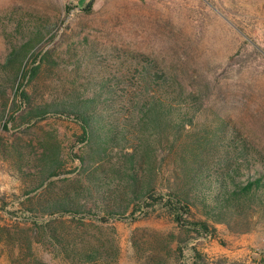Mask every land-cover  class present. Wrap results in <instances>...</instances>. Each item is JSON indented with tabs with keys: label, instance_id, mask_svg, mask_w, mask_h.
<instances>
[{
	"label": "trees",
	"instance_id": "obj_1",
	"mask_svg": "<svg viewBox=\"0 0 264 264\" xmlns=\"http://www.w3.org/2000/svg\"><path fill=\"white\" fill-rule=\"evenodd\" d=\"M8 22V53L0 59V157L29 188L25 215L15 222L33 227L35 237L0 221L4 262L119 264L116 224L136 223L158 205L185 234L133 241L137 264H170L190 241L213 236L215 226L232 235L264 228V150L230 120L205 116L202 92L142 53L129 52L127 65L113 69L101 49L81 56L69 47L67 61L57 47L46 49L55 26L38 14L15 12ZM61 66H73L76 75L92 68L83 83L57 85ZM53 117L80 129L82 150L72 172L52 132L29 142L3 135ZM40 247L60 263L40 256Z\"/></svg>",
	"mask_w": 264,
	"mask_h": 264
},
{
	"label": "rangeland",
	"instance_id": "obj_2",
	"mask_svg": "<svg viewBox=\"0 0 264 264\" xmlns=\"http://www.w3.org/2000/svg\"><path fill=\"white\" fill-rule=\"evenodd\" d=\"M15 12L49 20L56 37L46 49L57 47L67 61L69 47L81 56L97 47L113 69L127 65L129 52L158 60L179 75L188 89L202 92L205 116L230 120L256 148L264 150V0H0L1 60L8 53L3 26L10 29L8 18ZM118 55L119 61L115 60ZM122 61L127 63L121 66ZM91 68L84 66L76 75L73 66H61L56 84H67L69 79L83 83ZM44 131L59 138L66 171H74L82 145L80 129L72 120L48 118L32 130L4 131L3 135L29 142ZM28 189L21 175L0 157V221L16 233L29 231L34 239L33 227L22 220L15 222L25 215ZM215 229L213 236L184 245L183 256L177 252L170 264H262L253 253L264 254V228L246 235L229 234L223 226ZM116 231L122 249L119 264H137L135 240L183 233L159 205L136 223L118 222ZM244 240L248 252L241 253ZM171 248L175 250L176 244ZM39 255L60 263L44 247ZM0 264H7L1 252Z\"/></svg>",
	"mask_w": 264,
	"mask_h": 264
},
{
	"label": "crops",
	"instance_id": "obj_3",
	"mask_svg": "<svg viewBox=\"0 0 264 264\" xmlns=\"http://www.w3.org/2000/svg\"><path fill=\"white\" fill-rule=\"evenodd\" d=\"M92 1V0H91ZM241 253H246L248 252V243L245 242V240L242 242V247H241V250H240ZM260 254V255H259ZM262 253H257V252H254L253 253V256L254 258H256L257 256H260V261L261 263L263 264V259H262Z\"/></svg>",
	"mask_w": 264,
	"mask_h": 264
},
{
	"label": "water",
	"instance_id": "obj_4",
	"mask_svg": "<svg viewBox=\"0 0 264 264\" xmlns=\"http://www.w3.org/2000/svg\"><path fill=\"white\" fill-rule=\"evenodd\" d=\"M262 259H263V264H264V254L262 255Z\"/></svg>",
	"mask_w": 264,
	"mask_h": 264
}]
</instances>
